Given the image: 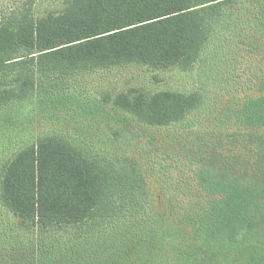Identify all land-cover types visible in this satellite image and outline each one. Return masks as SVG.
<instances>
[{
	"label": "trees",
	"instance_id": "obj_1",
	"mask_svg": "<svg viewBox=\"0 0 264 264\" xmlns=\"http://www.w3.org/2000/svg\"><path fill=\"white\" fill-rule=\"evenodd\" d=\"M131 64L200 68L217 85L131 87L106 113L126 114L124 130L49 129L12 146L29 106L54 126L75 105L94 114L69 83ZM151 148L188 153L189 191L151 165ZM137 261L264 264V0H62L41 13L17 0L0 17V264Z\"/></svg>",
	"mask_w": 264,
	"mask_h": 264
},
{
	"label": "rangeland",
	"instance_id": "obj_2",
	"mask_svg": "<svg viewBox=\"0 0 264 264\" xmlns=\"http://www.w3.org/2000/svg\"><path fill=\"white\" fill-rule=\"evenodd\" d=\"M16 2L17 0H0V17ZM61 2L62 0H36V9L40 13L44 8L58 9ZM213 79V76L205 75L204 71L200 68H193V70L184 72L174 68L168 70H155L146 66L134 64L81 74L76 76V80L69 83L71 87H73L72 91H74L73 93L75 96L77 95V97H80V99L78 98L75 102H79L82 96L88 97L87 104L96 107L98 111H95L94 114L83 115L78 113L80 110L79 106L75 105L74 107L76 109V113H74L71 109L69 112L70 114H75L76 118H69V120L73 119L80 125V127H75L73 125L74 121H64V117H69V114L66 115V113L59 115L61 117L59 118V121L58 119L55 120L57 124L54 126L52 123L51 125L50 123H47V119L32 117L28 112L31 107L29 106L25 110L23 116L19 118L20 123L13 124L15 127L11 130L13 136L12 140L14 141L12 146H15L18 142H20L19 139L21 138H27L30 134H33L34 136L38 133L43 134L49 129H55L61 132L69 131V133L72 134L81 131L88 137H98L106 131L103 123L112 122L119 128V130H124L123 123H120V121L116 119L117 117H124L125 119L127 118L128 120H131L128 116H124L126 114L119 113L120 116L117 115L116 117L106 114L108 111L110 112V109L112 108L111 99L119 92L127 91L131 87L149 92L161 89L186 92L197 89L200 86H205L208 91H212V88L217 85V83H213ZM217 90L219 91V89ZM106 96H108L109 99L106 100ZM16 126L18 127L16 128ZM132 141H136V138H132ZM137 150H139V148H137ZM158 150L159 152L156 151L155 148H151V165L156 167L154 162L155 158L161 161L162 164L165 165L164 172L170 173L172 176L167 179V182H172V184L179 186V188L186 192L189 191L190 188L184 186L187 179H189L188 175L180 174L178 171L180 169V165L178 164L181 163L178 159L184 158L189 161L188 153H185V151L181 148H172L170 150L166 148H158ZM157 152L158 154L160 153V155H158ZM170 160L178 161H173L174 163H177L174 164ZM153 173L155 174V178H157L156 176H161L160 172ZM166 194L173 198L179 207H188V204L190 203L188 195L187 197L186 194L181 196V199L186 198L185 200L188 202L184 203L181 199L175 196V192L171 189V187L166 188ZM157 202H159V205L163 204V195L158 196ZM161 211H163V213L166 212L164 206H161ZM159 230L161 231V234H167L169 232V221L167 219L166 221H162V225L159 226ZM140 262L141 261H137V264H140Z\"/></svg>",
	"mask_w": 264,
	"mask_h": 264
}]
</instances>
